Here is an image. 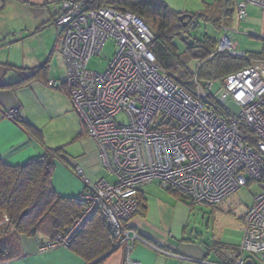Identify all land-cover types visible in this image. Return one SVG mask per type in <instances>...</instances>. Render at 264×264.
I'll list each match as a JSON object with an SVG mask.
<instances>
[{"label":"built area","instance_id":"built-area-1","mask_svg":"<svg viewBox=\"0 0 264 264\" xmlns=\"http://www.w3.org/2000/svg\"><path fill=\"white\" fill-rule=\"evenodd\" d=\"M57 1L62 11L55 25L63 31L67 78L47 85H66L100 168L113 181L91 179L77 168L85 186L83 211L64 236L41 244L39 251L69 247L98 214L110 224L116 246L125 249L124 264H140L131 259V251L141 238L127 224L138 211L144 186L157 182L193 207H216L257 183L262 192L242 217L236 264H246V255L264 264V59L229 75L216 94L213 82L201 84L194 77L191 92L159 67L150 50L155 33L141 18L113 8H90L89 0ZM249 6L264 11V0H238L239 20L247 19ZM110 39L116 53L105 73L89 70L90 60ZM216 52L239 55L232 34L221 38ZM212 98L226 117L211 105ZM18 113L13 109L7 117L16 121ZM121 116L126 122L118 121ZM245 128L258 138L255 145L246 142Z\"/></svg>","mask_w":264,"mask_h":264},{"label":"crops","instance_id":"crops-1","mask_svg":"<svg viewBox=\"0 0 264 264\" xmlns=\"http://www.w3.org/2000/svg\"><path fill=\"white\" fill-rule=\"evenodd\" d=\"M165 1L173 10L187 15H192L188 11L206 8L215 12L213 19L221 21L227 18L228 9L234 10L230 25L221 29L228 36L232 34L235 42V15L241 21L237 15L238 0ZM61 9L57 0H0V157L5 164L22 166L57 151L59 155H53L52 186L61 198H78L84 186L78 180L77 168H81L91 179L113 181V178L101 170L96 147L88 138L66 87L50 88L47 85L49 81L61 82L67 78L62 55L63 31L55 25ZM259 11L263 10L248 7L249 15L245 21L251 29L255 27L251 22L253 16H258ZM260 24L261 35L250 33V36L262 40V49L256 53L263 55L256 64L264 58V13ZM237 46L235 42L236 54L245 53L237 52ZM13 109L19 110L20 121L41 132V139L7 117ZM153 184L155 182L141 189L140 200L146 207L127 224L141 238L132 246L133 261L140 264L237 263L241 243H206L188 231L193 205ZM50 240L43 233L35 237L20 236L21 256L0 261V264H124L126 258L124 248L99 254L106 247L101 243L102 236L91 242L95 248L86 252H83L85 247L79 250L58 247L40 252L41 244ZM245 261L246 264H256V258L248 255Z\"/></svg>","mask_w":264,"mask_h":264},{"label":"trees","instance_id":"trees-1","mask_svg":"<svg viewBox=\"0 0 264 264\" xmlns=\"http://www.w3.org/2000/svg\"><path fill=\"white\" fill-rule=\"evenodd\" d=\"M89 7L113 8L118 12H129L141 18L155 33V40L151 43L150 50L155 55L159 67L166 71L175 82L191 92L194 90L193 79L197 77L201 84L213 82L215 84L213 94H216V84L222 87L229 75L249 68L262 59L263 54L256 52H245L242 55H233L228 52L217 53V41L211 40L208 35L206 40L202 41L192 34L191 31L198 27L197 21L202 18L209 20L217 28L228 27L234 13L232 9L226 11L225 21L213 19L215 12L208 10L203 14H192V22L196 20L194 29L184 27L183 22L179 20L182 13L170 8L165 0H89ZM184 34L189 39H193L195 44L180 51L177 40L182 41L181 37ZM192 60L202 64L197 67L196 72L189 66ZM66 89L68 91L67 87ZM212 100L211 105L219 114L226 117L227 112L224 107L216 99L212 98ZM14 122L41 139V132L31 124L22 122L19 118ZM243 130L246 142L255 145L258 138L251 130L247 128ZM53 153L55 156L59 155L57 151ZM53 155L29 161L22 166L5 164L0 157V261H9L21 256L20 236L35 237L38 233H43L51 239L49 242L64 236L83 211L80 202L83 193L78 198H61L54 190L52 186L55 167ZM168 191L176 194L184 202L188 201L178 193ZM140 198L139 193L137 213L142 212L146 207L141 203ZM24 212H27V215L22 217ZM98 228H103L104 231ZM92 233L99 236L94 237ZM100 236L103 239L101 243H104L106 247L99 254L115 248L116 241L110 224L102 215L96 214L74 237L69 247L77 250L85 247L83 252L93 250L92 243Z\"/></svg>","mask_w":264,"mask_h":264},{"label":"rangeland","instance_id":"rangeland-1","mask_svg":"<svg viewBox=\"0 0 264 264\" xmlns=\"http://www.w3.org/2000/svg\"><path fill=\"white\" fill-rule=\"evenodd\" d=\"M206 10V8H204ZM201 11H188L190 14H203ZM199 11V12H198ZM263 11H259L258 16H253L251 22L255 24V27L251 29L250 24L246 21L234 20L233 29L236 33L235 42L237 46V52H257L262 49V40L256 37L250 36V33L255 35H261V19L263 17ZM249 15V12H248ZM209 16V15H208ZM192 18L185 20L187 27H193L195 29V22H192ZM198 27L191 31L192 34L198 39L204 41L207 35L213 41H217L218 46H220V40L222 37L226 36L223 29L217 28L209 20L204 18L197 21ZM193 40V39H192ZM179 50L182 51L187 45L181 41L177 40ZM116 53V44L114 40L110 39L107 41L105 47L103 48L99 56L93 57L89 62V70L96 73H105L106 69L109 67L110 62L114 58ZM241 55V54H239ZM199 61L192 60L189 64L193 71H197ZM220 84H216L215 90L218 92L220 90ZM237 111V109H236ZM119 122H126V118L121 116L118 119ZM83 186V180L79 179ZM153 184L164 192L168 190L162 188L159 184ZM171 192V191H170ZM262 190L257 183H252L248 186L242 187L238 192L232 194L226 201L221 203L216 207H193L190 214L189 220V230L193 232L198 237H200L206 243H226L239 245L243 239L242 232V217L246 213L247 209L251 208L254 202V198L261 194ZM139 204V203H138ZM63 247V246H59ZM69 248L68 246H65ZM58 248V247H57ZM41 252V251H40ZM256 264H263L260 259H256Z\"/></svg>","mask_w":264,"mask_h":264},{"label":"water","instance_id":"water-1","mask_svg":"<svg viewBox=\"0 0 264 264\" xmlns=\"http://www.w3.org/2000/svg\"><path fill=\"white\" fill-rule=\"evenodd\" d=\"M191 15H187V14H182V15H180L179 16V20H180V22H183V26L184 27H187V23L186 22H184L186 19H191ZM182 41L187 45V46H193L194 44H195V41L194 40H192V39H189V37L187 36V35H182ZM27 215V212H24L23 213V215H22V217H24V216H26ZM119 248H121V245L119 244V245H117V246H115V248L112 250V251H115V250H117V249H119Z\"/></svg>","mask_w":264,"mask_h":264}]
</instances>
